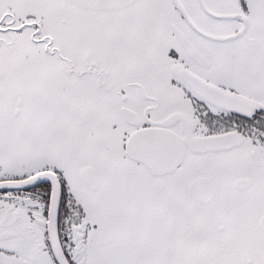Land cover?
Returning a JSON list of instances; mask_svg holds the SVG:
<instances>
[{"label": "snow or ice", "instance_id": "1", "mask_svg": "<svg viewBox=\"0 0 264 264\" xmlns=\"http://www.w3.org/2000/svg\"><path fill=\"white\" fill-rule=\"evenodd\" d=\"M0 264H264V0H0Z\"/></svg>", "mask_w": 264, "mask_h": 264}]
</instances>
